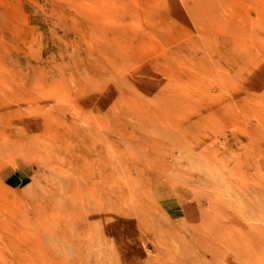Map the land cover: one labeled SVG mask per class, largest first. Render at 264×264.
<instances>
[{
    "label": "rangeland",
    "instance_id": "rangeland-1",
    "mask_svg": "<svg viewBox=\"0 0 264 264\" xmlns=\"http://www.w3.org/2000/svg\"><path fill=\"white\" fill-rule=\"evenodd\" d=\"M0 264H264V0H0Z\"/></svg>",
    "mask_w": 264,
    "mask_h": 264
},
{
    "label": "bare ground",
    "instance_id": "bare-ground-1",
    "mask_svg": "<svg viewBox=\"0 0 264 264\" xmlns=\"http://www.w3.org/2000/svg\"><path fill=\"white\" fill-rule=\"evenodd\" d=\"M236 246H238V245H236ZM228 247V246H227ZM229 249V248H228ZM239 249V248H238ZM229 251V250H228ZM236 251H239V250H236Z\"/></svg>",
    "mask_w": 264,
    "mask_h": 264
}]
</instances>
